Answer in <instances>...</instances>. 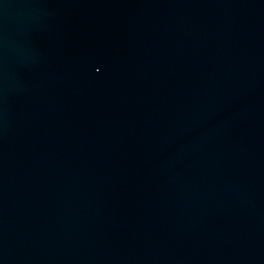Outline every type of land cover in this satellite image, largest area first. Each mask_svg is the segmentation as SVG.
<instances>
[{
    "label": "water",
    "instance_id": "1",
    "mask_svg": "<svg viewBox=\"0 0 264 264\" xmlns=\"http://www.w3.org/2000/svg\"><path fill=\"white\" fill-rule=\"evenodd\" d=\"M0 264H264V0H0Z\"/></svg>",
    "mask_w": 264,
    "mask_h": 264
}]
</instances>
